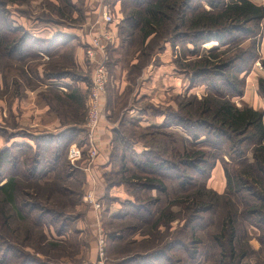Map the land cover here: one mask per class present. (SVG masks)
Wrapping results in <instances>:
<instances>
[{
  "label": "trees",
  "instance_id": "1",
  "mask_svg": "<svg viewBox=\"0 0 264 264\" xmlns=\"http://www.w3.org/2000/svg\"><path fill=\"white\" fill-rule=\"evenodd\" d=\"M64 1L66 5H71L70 0ZM118 1L123 15L119 34L122 36L137 32L140 34L141 42L150 37H153L154 41L165 39L164 42L171 46L176 57L173 62L189 80V88L203 86L205 95L200 100L190 96L191 102L183 106L182 102L179 103L177 111L166 108L163 114L164 121L160 127L141 128L137 122L128 121L141 131L162 135L168 140L169 146L177 138L184 146V153L186 150L192 153L181 156L179 152L174 161L164 157L163 151H156L147 143L139 141L148 150L138 154L132 148L134 141L120 136L121 160L149 179L131 186L126 185L129 182H124L126 193L130 191L129 187H133L131 196L134 201L122 203L119 213L112 217L111 221L121 223L120 231L127 230L132 234L134 232L142 234L148 243L149 234L153 236L155 229L160 226L168 227L172 222L173 216L168 214L167 210L172 205H168L165 209L156 208L160 201L146 199L142 202L136 192L155 190L158 194L164 195L167 191L166 186L163 185L164 181L170 182L176 193L183 195L187 192L186 187L195 186L197 193L194 196L184 197L186 203H190L186 210L191 211L192 214H207L211 211L215 213L211 203L216 202L213 200L217 198L224 199L225 202L228 200L230 204V209L226 211L221 225L222 234L212 238L217 249L226 247L230 251L229 262L236 257H243L244 254L236 256L234 249L235 227L239 220L258 232L256 239L264 250L263 113L249 107L238 108L233 102V99L244 96V78L251 72L254 64L259 61L264 69V60L259 56L261 25L264 28V7L256 6L248 0ZM3 6L5 2L0 3V54L7 62L39 60V53L48 55L51 59L57 47H60L59 42L63 46L64 43L66 45L67 40H71L63 35H56L50 41L39 40L24 29L14 27L8 15L9 11L3 9ZM209 40L216 41L218 47L206 52L203 46ZM246 42H249V45L243 47ZM188 46H191V49ZM176 47L179 49L175 50ZM76 74L75 71L52 70L45 72L40 81L33 74L31 75L35 80L46 84L49 80L58 81L65 78L72 81L79 80L80 77ZM257 86L259 96L264 100V79H259ZM69 99L76 100L74 97ZM154 113L156 114L157 111ZM173 127L180 129L182 135L172 130ZM79 132L80 129L71 128L57 135L47 134L37 137L27 135L26 138L31 140L34 146L12 144L0 151V170L6 171L4 177L0 173V194L3 197V207H0L1 223L7 219L4 205L10 206L15 215L26 220L16 204L15 194L20 190L18 185L23 183L40 185L41 180H48L49 173L56 170L52 168L60 166L62 158L63 162H66L67 150ZM4 134L7 141L11 136H16ZM61 150H63L62 158ZM49 151L50 157L47 159L46 153ZM225 157L227 160L224 159ZM217 161L223 168L226 180L223 196L206 190L204 185H197L196 189L197 180L193 182L195 185L189 180L186 181L187 168L194 170L196 177H204L203 184H205ZM134 188L137 190L133 191ZM24 192L27 194V190ZM179 204L184 205L183 202ZM23 208L30 211L38 209L36 204H24ZM39 212L38 220L43 219L45 215H51L45 210ZM53 216L55 219L65 217L60 214ZM197 216L191 215L186 225V228L193 226L191 229L194 233L196 230L194 223L200 220ZM131 221H136L140 225H136L135 222L131 225L129 224ZM65 225L67 226L60 222L56 229L59 238L66 234L69 225L68 227ZM144 227L150 229L149 233H142ZM112 237H115L114 233ZM119 237L121 238L120 234ZM182 240L174 239L161 245L160 250L152 252L149 249L144 252L145 254H136L122 262L123 264H181L182 259L172 258L174 255L188 254L185 251L186 244ZM58 242L60 243L56 240L52 244L58 246ZM192 243L196 246V241ZM1 244H4L6 250L0 249V264H33L29 262L30 260L27 261L29 258L26 255H21L19 251L8 246V243ZM13 251L15 254L10 257ZM198 255H200L198 250L197 252L194 250L189 255L191 264H194Z\"/></svg>",
  "mask_w": 264,
  "mask_h": 264
},
{
  "label": "rangeland",
  "instance_id": "2",
  "mask_svg": "<svg viewBox=\"0 0 264 264\" xmlns=\"http://www.w3.org/2000/svg\"><path fill=\"white\" fill-rule=\"evenodd\" d=\"M96 1L97 5L99 3V7L96 10L97 14L94 18L95 22H98L97 27L93 31L95 35H97L99 30H102L103 32L104 29L109 30L110 27L109 25L104 24L100 18L99 9H101L103 5L109 6L111 12H113L114 15L117 14L115 16H118L119 19H121L122 16L123 21V15H120L115 11L114 7H111V4H113L112 1L95 0V2ZM2 2H5L3 9L9 11L8 15L10 18L13 17V19H18V17L10 15V13H22V21L25 24H36L39 21L40 23L55 22L54 24H56L60 22L72 26H80L85 22V11L88 7V4L85 5V0H79L75 5H66L64 0H0V3ZM102 24L105 25V28ZM120 25L121 22H118L116 26H111L114 34L111 42L106 45L103 53L97 49L98 53L103 55L104 63H106H103L107 73V83L105 84L104 92L106 91L109 97H114L115 100L113 101L115 103V108H123L129 104H132L134 107L145 106L147 108H154L152 104L144 102L143 99L136 101V95L134 93L137 87H143L142 82H140L139 86L137 83L141 81L144 74L148 75L145 73L147 67L150 64H155L157 62L155 61L157 54L163 53L164 45L168 43L164 42L165 39L154 41L153 37L141 42L140 34L137 32L132 34L128 33L127 35L130 36H127L126 34L121 36L119 34ZM100 26L101 28L99 29ZM90 32L91 31H89V33ZM248 45L249 42H246L243 44V47H247ZM205 46L206 47H203V50L206 52L218 47L217 43H215V41L212 42V40L207 41ZM177 48L178 47H176L175 50ZM48 61H42L39 59L28 62L11 61L9 63L5 60L4 56L0 54V114L4 109L3 102L6 104L5 111L6 114H8V112H11L8 109L12 110V107L17 103L16 101L24 98L26 91L33 92L34 90H40L42 99L46 101L51 112L61 120L63 126L68 123L85 122V120L87 124L89 112H83L82 101L78 103L75 101L73 102L67 97L61 96L54 90H45L40 84L36 83L37 79L36 82L34 81L35 78L31 75L34 68L43 67L44 64L46 70L51 72L52 69L65 70V66L67 67L68 64L66 60ZM94 61L96 67L101 64L100 60H97L95 55ZM115 66H117L118 69H116ZM126 71H128L126 76L130 86H126V95L117 101V96L115 95L117 84H114L116 76L118 75L121 83L122 78L120 77H122V73ZM248 75H246V77ZM246 77L244 78L245 81ZM127 91H130V93H127ZM189 91L190 90L186 91L184 95L178 96V98L171 99L169 105L165 107L177 111L179 103L182 102L183 106L186 105V103L191 102L190 96H194L200 100L205 95L197 96V94H192ZM111 114L113 120H111L110 123L114 122L118 113L112 112ZM103 116L106 117L107 114L102 113L99 110L97 124L90 127V129H98ZM4 122L5 125L10 128L16 127L15 120L12 122L9 121V115ZM119 123L118 133L113 134L111 150L112 158L108 161L109 167L107 170L104 171L99 167L96 168L94 162L97 156V149L95 147L92 149L95 151L94 156L91 157L90 154H88L89 157L86 158L84 152L81 151L80 159L73 164L68 162L67 159L66 162H63L64 160L61 154L63 153V150H61V167L57 165L55 168H52L56 170L53 173L50 172L51 174L49 173L48 180H41L40 185H26L24 183L18 185V190H20L15 194L16 204L19 209L22 210L26 220L15 215L10 206L4 205L6 208L7 219L4 223L0 222V224H3L0 225V249H2V251H5L6 249H4V244L1 243L5 242L17 252L19 251L21 255H26L29 258L27 261L30 260L29 262H32L33 264H85V255L87 256V253L89 254V259H92L90 254L91 250L86 244L91 235L88 230H86V233L83 232V235L80 237L73 230V221L70 219L73 218V214L76 212V207L80 203H83V208L87 205L86 209L91 208L95 211L96 218L92 219L93 222L98 225L97 233H95V235L92 234V237L96 242V259L92 264H123L124 262L122 261L126 258L136 256V254H145L144 252H147L149 249H151L152 252L160 250L161 245H164L166 242L169 243L174 239H183L182 241L186 244L185 251L188 252V254L182 253L184 256L181 254L178 256L174 255L172 258L182 259L183 263L181 264H191L189 255L192 254L194 250L196 252L198 250L200 253L198 258L195 259L194 264H264V250L260 247L256 237L250 235L249 226L242 223L241 220L236 222L234 249L236 256L244 253L243 257H236L229 262L230 251H228L226 247L224 249H217L212 238L222 234L220 230L221 225L226 211L230 209V204H228V200L225 202L223 197V200L217 198L218 200H213L216 202L211 203L215 213H212L211 211L207 214H192L191 211L186 210L190 203H186L187 201H185L184 197L194 196L197 193L195 192V186L194 188L186 187L187 192L183 195L181 193H176L170 182L164 181L163 185L167 188L164 195L158 194L155 190H151V192H136L138 198L142 202L146 199L160 201V204L156 206V208L165 209L168 205H172L167 209L169 211L168 214L173 216L172 222L168 227L160 226L157 230L155 229L156 231L154 230L153 236L152 234H149L150 238H148V243L142 234L136 232L132 234L127 230L120 231L121 223L113 222L102 214V205L105 207L109 206V204L113 205V202L109 197V191L112 187L120 186L121 188L126 182L130 183L126 184L128 186H131V184L138 185L143 183L144 179L148 178V176L138 173L134 167L130 168L128 163L126 165L124 161L121 160L122 152L120 151V136H123L128 140H133L134 142H145L156 151H163L164 157L171 160H174L179 152L181 153V156H185L187 153V155H190L192 153L190 150L189 152L186 150L184 153V146L181 145L177 138L175 142H171L169 146L168 140L162 135L141 131L137 127L124 122L123 118L119 119ZM1 126L0 123V127ZM49 155L50 151L46 153L47 159L50 157ZM22 157H25V155ZM87 159L90 160L87 165V176L90 177L92 181L99 178H103L105 181L104 201L96 199L95 193L92 191L85 189H83L84 191L81 190L83 179L85 177V172L83 173L81 169L85 168L86 165H84L83 161ZM4 171L2 169L0 170L3 177L6 172ZM185 174L187 176L186 181L189 180L190 183H193L197 180L196 189L198 186L204 185L206 190L214 192L218 196H223L224 193L219 194L216 189H214L215 191L208 189L207 182L203 184L205 178L199 176L196 177L194 170L186 168ZM109 184H112L113 186H110ZM193 184L195 185V183ZM25 187L27 188L25 189ZM125 187L126 186L123 187L125 194L134 201L131 196L133 193L131 192L133 187H129L130 191H128V193H126L127 188ZM24 189L27 190V194H25ZM136 190L137 188L133 189V191ZM88 196L91 197L93 204L88 202ZM2 200L3 197L0 194V207H3ZM182 202L184 205L179 204ZM24 204H36L38 209L30 211L23 208ZM98 205H100L99 208L96 207ZM39 210L48 211L52 216L45 215L43 219L39 218L38 220L37 216L40 215ZM57 214L64 215L65 217L62 219H55V216L53 215ZM191 215H198L197 217L200 218L199 221L194 223V225H196L195 233L192 232L191 229L193 226L191 228H186ZM60 222L67 224V226L65 225L66 227H68V225L71 227L67 228L65 236H62L61 238L56 235V229L59 227ZM134 222L136 225H140L136 221H131L129 224L133 225ZM149 230V228L144 227L142 233L147 234L149 233ZM113 233L120 234L121 238L116 236L111 238ZM192 233L194 235H192ZM56 240L60 241V243L58 242V246L52 244L53 241ZM194 241H196V246L192 243ZM81 246L82 249H80ZM12 254L14 255L15 252L13 251L10 254V257Z\"/></svg>",
  "mask_w": 264,
  "mask_h": 264
},
{
  "label": "crops",
  "instance_id": "3",
  "mask_svg": "<svg viewBox=\"0 0 264 264\" xmlns=\"http://www.w3.org/2000/svg\"><path fill=\"white\" fill-rule=\"evenodd\" d=\"M78 1L79 0H70L71 5L77 4ZM109 1H112L113 3H110L112 5L111 7H114L115 11L121 15L120 2L118 0ZM248 1L256 6L264 7V0ZM86 4H88V7L85 11V22H83V24L80 26H72L60 22L56 24H54L55 22L40 23L39 21L36 24H25L22 21V13H10V15L18 17L17 20L11 17L14 27H20L24 29L27 33L39 40L50 41L56 35H63L71 39L67 40L66 45L64 43L63 46L59 42L60 47H57V51L51 59H49L48 56L43 53H39V57L42 61L66 60L68 64L67 67L65 66V70H52L75 71V73H77L76 75L80 77L79 80L72 81L69 78L58 81L49 80L46 82V84L44 83V85L43 83L38 82V80L40 81V79L44 77L45 72H49L46 70L44 64L43 67L34 68V72L32 74L38 79L37 82L36 80L34 81L40 84L45 90H54L61 96H65L68 99L69 97H74L76 100H69L73 102L75 101L76 103L82 101L84 113H87L89 108L91 77L92 70L95 66V61H90L89 56H87L86 53L88 50H91L97 60L99 59L101 63H104V57L102 54L98 53L96 47L93 45L92 39L102 36L107 31L106 29H104L103 32L102 30H99L97 35L93 33L98 25V22H95L94 18L97 14L96 10L99 7V3L97 5V1L95 2V0H85V5ZM120 22H122V16ZM102 25L105 28V25ZM261 27L262 35L259 38V56L261 60H264V28L262 25ZM100 28L101 26L99 29ZM89 31L91 32L89 33ZM188 48L191 49V46H188ZM156 58L155 61L157 62L155 64H150L145 71V73L148 75L144 74L141 81L137 83L139 86L140 82H142L143 87H137L134 93L136 95V101L143 99L144 102L152 104L154 108H147L145 106L134 107L132 104H129L123 108H115V103L113 101L115 100L114 97H109L105 91L104 94L102 93L103 95H99L97 103L100 112L107 114V116H103L98 129L92 130L87 126L86 120L85 122L73 121L74 123H68L63 126L61 124V120H59V118H57V116L51 112L46 101L42 99L40 90H34L33 92L26 91L24 98L17 100V103L14 107H12V110L8 109L11 111L8 112V114H6L5 111L6 104L3 102L4 109L0 114V123L2 125L0 127V151L10 147L12 144H27L32 146L33 142L26 138L27 135L36 137L47 134L57 135L67 129L78 128L81 130V132L77 134L71 145L79 146L81 151L84 152L86 158L89 157L88 154L90 150L95 147L97 149V156L94 162L96 168L99 167L101 170H107L109 167L108 161L112 158L111 150L113 144V134H116L114 132H117L119 129V119L123 118V121L126 123H129L128 121L133 120L137 122L141 128L160 127L164 121L163 114L166 110L165 106L169 105L171 99H175L178 98V96L184 95L188 90H190L189 92L192 94H197V96L204 95L205 88L203 86H198L193 89L189 88V80L187 79L186 75L181 72L173 62L174 58L176 57L174 56L169 44L164 45L163 53H158ZM259 66H261V64L259 61H257L252 67L249 75L246 77L244 96L242 98L233 99V102L238 108L249 107L254 110L261 111L263 113L264 122V100L259 96L257 86L258 80L264 79V69H260ZM115 68L118 69L117 66H115ZM126 73H128V71L122 73V77H120L122 78L121 83L118 75L116 76V81L114 84H117L115 88L117 101L126 95V86H130L128 84L129 81ZM127 93H130V91H127ZM154 111H157V113L155 114ZM112 112H116L118 114L114 122L110 123L111 120H113L111 114ZM8 115L9 121L12 122L15 120V128H10L5 125L4 121L7 119ZM171 129L176 131L179 135H182L180 129L175 127ZM4 133H7L9 136L12 134L16 136H11V138L7 141V137ZM132 148L138 154L148 150L147 147L141 142L132 143ZM224 159L227 160L226 157ZM89 161V159L83 161L84 165L86 166L84 169H81L83 173L85 172L81 190L84 191L83 189H85L92 191L95 193L96 199H101L104 201V191L106 186L105 181L103 178L92 181L90 177L87 176L86 172L88 173L87 165ZM225 185L226 180L224 171L220 162L217 161L211 170L210 178L207 181V188L211 190L216 189L218 190L217 192H219V194H223L225 191ZM123 187H112L109 191V197L111 198L113 205L109 204V206L106 207L102 205V214H104L109 219L119 213L122 203L126 201H132L131 198L125 194ZM86 207L87 205H85L83 208V203H80L76 207V212L73 214L72 218V220L75 222L73 223V230L80 237L86 230H88L89 234L91 235L90 239L88 238L87 243H85L91 250L90 254L92 259H89V254L87 253V256L85 255V264H92L96 259V242L93 239L92 234L95 235V233H97L98 225L94 223L92 219L96 218L95 211H93L91 208L86 209ZM249 231L250 235L255 237L258 236V232L254 228L249 227ZM115 236L119 237V234H115ZM80 249H82V246Z\"/></svg>",
  "mask_w": 264,
  "mask_h": 264
},
{
  "label": "built area",
  "instance_id": "4",
  "mask_svg": "<svg viewBox=\"0 0 264 264\" xmlns=\"http://www.w3.org/2000/svg\"><path fill=\"white\" fill-rule=\"evenodd\" d=\"M100 12V18L101 21L109 25V30H107L102 36L93 38V45L103 53L106 45L111 42L112 37H113V30L111 29V26H116L118 22H120V19L118 16H115L113 12H111L109 6L103 5L101 9H99ZM87 56H89L90 61H94V55L91 52V50L87 51ZM47 59V58H46ZM260 69H263L261 66H259ZM107 83V73L104 68L103 62L99 66H95L92 70V77H91V87H90V103H89V108H88V121H87V126L88 127H93L94 125L97 124L98 121V97L100 94L104 92V87L105 84ZM93 149V148H92ZM90 150L89 154L90 156L95 155L94 150ZM81 157V149L77 145H71L68 148L67 151V160L71 164H73L75 161H78ZM87 200L89 203L93 204V201L91 197H87ZM97 208L100 207V205L96 206Z\"/></svg>",
  "mask_w": 264,
  "mask_h": 264
},
{
  "label": "bare ground",
  "instance_id": "5",
  "mask_svg": "<svg viewBox=\"0 0 264 264\" xmlns=\"http://www.w3.org/2000/svg\"><path fill=\"white\" fill-rule=\"evenodd\" d=\"M207 46V45H206ZM206 46H204V47H206Z\"/></svg>",
  "mask_w": 264,
  "mask_h": 264
}]
</instances>
